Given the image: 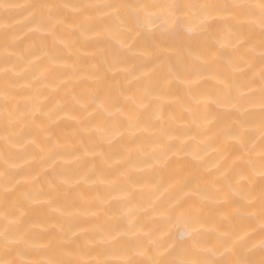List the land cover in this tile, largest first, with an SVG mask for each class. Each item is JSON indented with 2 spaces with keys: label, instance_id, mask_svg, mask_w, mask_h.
I'll return each instance as SVG.
<instances>
[{
  "label": "bare ground",
  "instance_id": "obj_1",
  "mask_svg": "<svg viewBox=\"0 0 264 264\" xmlns=\"http://www.w3.org/2000/svg\"><path fill=\"white\" fill-rule=\"evenodd\" d=\"M8 2L20 7L0 12V223L6 213L9 220L19 219L29 238L8 258L124 264L131 253L122 255L120 248L131 249L148 234L156 247L142 258L172 259L171 241L187 225L178 218L166 223L158 209L184 197L183 186L189 185V205L201 208L204 218L205 258H231L220 245L230 239L252 248L250 258L258 264L264 236L258 23L251 47H234L220 22L212 29L218 42L207 46L184 33L165 34L161 26L154 40L140 41L135 33L125 38L136 55L121 49L116 57L119 44L99 19L105 13L82 6L259 0ZM37 3L69 5L58 10L61 22L54 32L29 23L31 10L24 6ZM191 48L199 52L189 55ZM197 54L200 59H193ZM130 97L147 104L141 109L152 117L147 125L127 120ZM224 129L240 135L225 136ZM241 166L254 178L248 184L245 176L236 177L251 204L241 201L243 193L228 194L213 183L221 169ZM204 190L211 196L201 205L195 196ZM241 202L248 211L238 207ZM133 222L140 225L139 237L97 242L99 230L116 235V225Z\"/></svg>",
  "mask_w": 264,
  "mask_h": 264
},
{
  "label": "snow or ice",
  "instance_id": "obj_2",
  "mask_svg": "<svg viewBox=\"0 0 264 264\" xmlns=\"http://www.w3.org/2000/svg\"><path fill=\"white\" fill-rule=\"evenodd\" d=\"M20 5H14L8 0H0V12H7ZM30 11L29 23L37 26L39 29L54 32L56 26L61 22L59 9L69 7V5L55 3H37L25 5ZM80 7V6H72ZM82 7L91 8L95 12L105 13L99 17L101 22L110 29L114 39L117 40L119 47L114 52V56L119 57L121 49L127 51L131 55H136V49L127 44L126 39H131L135 33L140 41H150L156 38L157 32L162 31L168 35L179 33L186 34L190 39L197 37L207 46L210 42H218L217 33L213 31L214 24L220 22L226 25L223 29L224 38L228 39L236 48L252 46V29L258 23L260 29V108H261V139L262 145L260 149V179L261 188L259 196V210L262 226H264V0H259L258 3H109V4H94L84 5ZM110 10V11H109ZM164 13V16L160 15ZM5 36H7V25H5ZM126 38V39H125ZM123 41V43H121ZM198 48H191L189 55L198 53ZM217 54H222L217 51ZM193 59H200V56L194 55ZM145 99L150 96V93L145 92ZM132 109H130L127 120H135L138 125H147L152 118L149 113L141 111L146 108L147 104L143 101L140 104L136 100L129 98ZM4 102L7 107L9 102V93L5 91ZM233 102L238 101L233 98ZM119 110V106L116 105ZM225 136H239V132H233L230 129H224ZM237 176H245L243 166L229 171L227 168L220 170L219 175L213 182L226 189L228 194H240L241 201L251 200L247 188L242 189ZM247 183L252 184L253 177L245 176ZM189 185H184L182 191L185 192L184 197H176L175 202L169 201L162 204L159 209V215L165 219L166 223H171L177 218L187 225L186 231L179 233L174 241L173 252L175 257L169 260H159L153 257L142 258L145 252H151L155 247V242L148 234H144L138 238L135 244L130 248L123 246L120 248L122 255L131 253L124 264H257V261L251 259L252 248L246 243L235 245L230 239H221V247L228 252L231 258L224 260H215L205 258L206 254L201 249L203 240L200 238V227L204 223V218L201 215V208L195 205H189ZM211 194L204 190L202 193H197L195 198L198 199L201 205H206ZM243 211H248L243 203H239ZM140 227L138 223L129 225H116L117 233L113 235L107 229L97 232V242L101 245L116 240L119 236L139 237L137 229ZM264 230V229H262ZM78 239V238H77ZM29 243L27 234L21 227L19 219L9 220L8 214L4 216V222L0 223V249L3 250L4 256L0 258V264H113L112 261L105 259H48V260H29L23 261L18 259H10L9 256L17 250L19 246H26ZM75 245V242H73ZM66 247V246H61ZM138 249V250H137ZM259 249L262 258L258 264H264V236H262ZM75 251V247L72 248ZM94 249L90 248L89 254Z\"/></svg>",
  "mask_w": 264,
  "mask_h": 264
}]
</instances>
